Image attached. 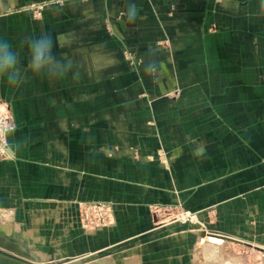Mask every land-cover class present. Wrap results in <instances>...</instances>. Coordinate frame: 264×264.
<instances>
[{
	"label": "crops",
	"instance_id": "crops-1",
	"mask_svg": "<svg viewBox=\"0 0 264 264\" xmlns=\"http://www.w3.org/2000/svg\"><path fill=\"white\" fill-rule=\"evenodd\" d=\"M41 1L0 0V45L18 56L17 80L0 78V110L12 121L0 149V219L20 233L18 247L46 260L52 250L149 239L182 205L228 242L264 250V0L27 8ZM41 34L53 50L37 75L29 43ZM83 199L110 201L112 223L84 232ZM167 238L146 250L158 244L182 264L185 232ZM130 250L123 264L139 262ZM239 253L225 263L247 264Z\"/></svg>",
	"mask_w": 264,
	"mask_h": 264
},
{
	"label": "rangeland",
	"instance_id": "rangeland-1",
	"mask_svg": "<svg viewBox=\"0 0 264 264\" xmlns=\"http://www.w3.org/2000/svg\"><path fill=\"white\" fill-rule=\"evenodd\" d=\"M60 2V0H44L37 3H31L27 8H33L32 11L35 14H40L42 8L45 4L48 2ZM65 1V0H63ZM11 128H12V121H11ZM10 128V129H11ZM9 132V131H8ZM8 146V134H7V143L6 147ZM5 147V149H6ZM160 151V152H159ZM157 158L164 163L165 165H168L169 163V156L163 151L162 148L158 149L157 152ZM88 201H95V202H104L106 205L107 211V218L105 220V223L96 225L94 223H89L87 220H82L81 218V204L83 202ZM78 219L80 226L82 227L83 231L87 234L92 233L93 231L110 225L112 223V215H113V205L110 201L105 200H94V199H83L78 201ZM154 207V206H152ZM151 207V211H152ZM173 217L168 220V225L172 227H167L166 233L164 230L159 229L155 230V234H152V237H149V239L143 238L145 235H135L134 237L130 238V240H127L125 242H119L118 244L114 245L113 247L107 248V249H87L85 251L75 250V253H73V250H69L63 254V256H55L54 251L51 252L48 251V253L51 255H48V258L45 260L41 256H38L35 254L34 251L30 253L29 250L26 248L21 249V251L24 253L27 258L31 259L36 263H43L44 261L47 262H53L57 264H123V262L120 261V258L124 257L123 250L124 249H131L130 252H128L127 257L133 256L135 259H138L139 262H135L136 264H180L177 258H174L172 252L171 256L163 257L161 256V252L158 251V244H155L154 247H152L149 250H146L148 247H146L147 240L153 241L154 239H158L164 236H167L168 240L171 239L172 235L175 232L184 231L186 234V246L187 249L183 251L182 254H184V257L182 258V264H226L225 258H228V254L230 256H237L241 253L245 255H249V262L247 264H264V250L261 249H250L247 246L239 245L235 241H227V237H224L219 233L218 230L212 229L210 225H208L205 222V219L200 215L199 211H193L190 209L183 208L182 205H177L174 210ZM190 213V214H189ZM7 219V218H6ZM10 221V220H9ZM166 223V222H165ZM0 224L5 228L6 230H9L8 224H11L10 222H6V220L2 221L0 219ZM164 225V224H163ZM167 226V225H166ZM157 228V227H156ZM0 227V231H1ZM10 231V230H9ZM163 232V233H162ZM10 234H1V236H5L9 241H13L15 243L24 245L22 239H20V233L17 231H10ZM208 234L212 235H221L223 236V241L221 243H214L211 241H205L204 238L208 236ZM157 235H159L157 238H155ZM171 241V240H169ZM229 243H233L229 246ZM160 246V244H159ZM235 246V248H234ZM239 251V252H238ZM170 252V251H169ZM239 253V254H238ZM138 254V255H137ZM242 255V254H241ZM139 256V257H138ZM240 256V255H239ZM111 257V258H110ZM106 258V259H105ZM113 259V260H112ZM134 259V260H135ZM225 259V260H224ZM237 261V260H236ZM20 264H28L26 262L20 261ZM134 263V264H135ZM32 264V263H29Z\"/></svg>",
	"mask_w": 264,
	"mask_h": 264
},
{
	"label": "clouds",
	"instance_id": "clouds-1",
	"mask_svg": "<svg viewBox=\"0 0 264 264\" xmlns=\"http://www.w3.org/2000/svg\"><path fill=\"white\" fill-rule=\"evenodd\" d=\"M63 3V0H60ZM40 37H43L42 39ZM29 43V69L39 75L49 64L53 50V40L49 34H41ZM18 56L8 41L0 45V78L15 81L18 78Z\"/></svg>",
	"mask_w": 264,
	"mask_h": 264
},
{
	"label": "built area",
	"instance_id": "built-area-1",
	"mask_svg": "<svg viewBox=\"0 0 264 264\" xmlns=\"http://www.w3.org/2000/svg\"><path fill=\"white\" fill-rule=\"evenodd\" d=\"M11 128V120L7 114L0 110V149H5L7 143V134ZM160 152V151H159ZM81 218L89 223L96 225L105 223L107 218V209L104 202L88 201L81 204ZM190 214V213H189Z\"/></svg>",
	"mask_w": 264,
	"mask_h": 264
},
{
	"label": "water",
	"instance_id": "water-1",
	"mask_svg": "<svg viewBox=\"0 0 264 264\" xmlns=\"http://www.w3.org/2000/svg\"><path fill=\"white\" fill-rule=\"evenodd\" d=\"M119 22L123 25L125 22L128 25H134L135 23L127 22L124 20H119ZM0 254L3 255V257L0 256V264H18L15 260H21L26 263H32L35 262L31 259L27 258V256L24 255V253L21 251V249L18 247L17 243L13 241H9L5 236L0 235ZM36 264H57V263H51L44 261L43 263H36Z\"/></svg>",
	"mask_w": 264,
	"mask_h": 264
},
{
	"label": "bare ground",
	"instance_id": "bare-ground-1",
	"mask_svg": "<svg viewBox=\"0 0 264 264\" xmlns=\"http://www.w3.org/2000/svg\"><path fill=\"white\" fill-rule=\"evenodd\" d=\"M0 256L3 257V255H1V254H0ZM15 261H16L18 264H20L19 262H20L21 260H15Z\"/></svg>",
	"mask_w": 264,
	"mask_h": 264
}]
</instances>
